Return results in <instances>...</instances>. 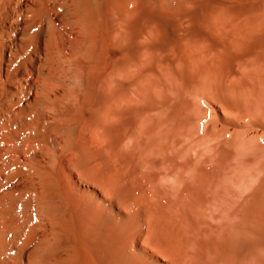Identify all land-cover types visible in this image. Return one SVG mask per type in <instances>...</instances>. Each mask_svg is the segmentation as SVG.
I'll use <instances>...</instances> for the list:
<instances>
[{
  "label": "bare ground",
  "instance_id": "1",
  "mask_svg": "<svg viewBox=\"0 0 264 264\" xmlns=\"http://www.w3.org/2000/svg\"><path fill=\"white\" fill-rule=\"evenodd\" d=\"M0 264H264V0H0Z\"/></svg>",
  "mask_w": 264,
  "mask_h": 264
}]
</instances>
